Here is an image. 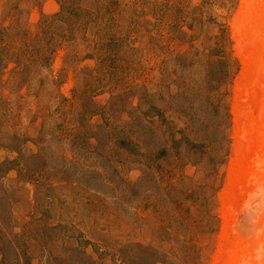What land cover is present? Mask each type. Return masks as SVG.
<instances>
[{
    "label": "rangeland",
    "instance_id": "374dc122",
    "mask_svg": "<svg viewBox=\"0 0 264 264\" xmlns=\"http://www.w3.org/2000/svg\"><path fill=\"white\" fill-rule=\"evenodd\" d=\"M244 1L0 0V264L216 263Z\"/></svg>",
    "mask_w": 264,
    "mask_h": 264
},
{
    "label": "bare ground",
    "instance_id": "6f19581e",
    "mask_svg": "<svg viewBox=\"0 0 264 264\" xmlns=\"http://www.w3.org/2000/svg\"><path fill=\"white\" fill-rule=\"evenodd\" d=\"M241 10L234 24L240 43L239 55L246 67L236 104L240 133L235 164L224 201L226 226L215 264L264 263V230L258 228L262 233L253 239L244 240L236 229L237 212L242 201L254 189L264 185V0H246Z\"/></svg>",
    "mask_w": 264,
    "mask_h": 264
}]
</instances>
